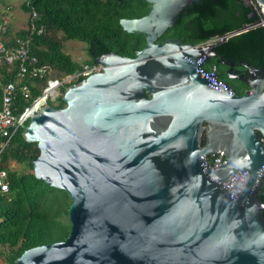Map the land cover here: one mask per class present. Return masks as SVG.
I'll list each match as a JSON object with an SVG mask.
<instances>
[{"label":"water","instance_id":"95a60500","mask_svg":"<svg viewBox=\"0 0 264 264\" xmlns=\"http://www.w3.org/2000/svg\"><path fill=\"white\" fill-rule=\"evenodd\" d=\"M146 1L147 15L120 22L145 48L97 58L103 70L22 133L40 150L36 178L69 194L72 227L17 264H264V66L238 75L226 62L239 95L201 67L225 37L159 43L195 0ZM218 152L227 162L209 170Z\"/></svg>","mask_w":264,"mask_h":264},{"label":"trees","instance_id":"16d2710c","mask_svg":"<svg viewBox=\"0 0 264 264\" xmlns=\"http://www.w3.org/2000/svg\"><path fill=\"white\" fill-rule=\"evenodd\" d=\"M23 9L30 14L37 12L38 24L45 27L44 34L34 36L33 55L41 65L51 67L58 78L75 74L84 66L65 51L68 41L86 44L89 59L85 65L91 66L96 65L97 58L112 52L135 58L146 46L144 35L128 33L120 23L124 18L147 15L150 5L146 0H28ZM262 21L263 15L255 0H195L181 12L177 25L170 28L164 38L176 36L186 43L200 45L225 37L226 40L215 47L219 58L205 68L216 65L219 78L243 95L248 87L228 76L230 66L221 59L234 62V71L243 70L246 64L264 66ZM247 26L250 28L246 29ZM26 32L19 33L18 37H24ZM237 32L240 33L235 34ZM14 75L15 70L8 72L6 67L0 68V101L1 87L12 82ZM31 88L34 98L41 95L38 87ZM57 101V107L65 106L62 96ZM50 104L55 106L53 102ZM26 106L28 103L18 93L16 112H22ZM23 131L16 134L4 152L0 167L7 169L10 182L9 193L0 192V246L10 250L3 254L6 264H17V259L29 249L65 241L72 227L69 194L36 178L32 163L39 157L40 150L36 143L24 140ZM12 161L26 165L28 171L19 173L9 169ZM259 197L264 203V177Z\"/></svg>","mask_w":264,"mask_h":264},{"label":"built area","instance_id":"2783aa9c","mask_svg":"<svg viewBox=\"0 0 264 264\" xmlns=\"http://www.w3.org/2000/svg\"><path fill=\"white\" fill-rule=\"evenodd\" d=\"M257 8L263 15V6L257 4ZM37 21L38 14L33 11L30 14V23L26 35L24 37L16 36L12 41L8 39L9 28L7 23L0 25V68L6 67L8 72L15 70L14 80L1 87L0 167L3 161V154L11 145L16 134L28 126L30 120L40 108L55 102L59 97L63 96V88L103 70V67L98 64L94 66L84 65L83 69L75 74L62 78L55 77L53 69L49 66L41 65L39 59L32 53L34 36L45 33V27L40 26ZM262 23L264 24V21ZM206 64V62L202 63L201 67L203 70L207 73L218 75L216 65H213L211 69H206ZM217 81L227 84L219 78V75ZM32 86L38 87L41 95L34 98ZM18 93H21L24 101L28 103V106L20 113L16 112ZM205 159L206 167L209 170H211L210 167L215 166V163L225 164L227 162L223 152L205 157ZM9 184L7 169H0V192L2 194L9 193Z\"/></svg>","mask_w":264,"mask_h":264},{"label":"rangeland","instance_id":"374dc122","mask_svg":"<svg viewBox=\"0 0 264 264\" xmlns=\"http://www.w3.org/2000/svg\"><path fill=\"white\" fill-rule=\"evenodd\" d=\"M7 0H5L6 2ZM24 0H8V6L4 7L5 8L12 6L13 9L11 10V15H16L19 12L23 11L21 7V3H23ZM65 51L70 54L73 59L76 62H79L83 65H85V61L88 60V55L86 52V44L79 42V41H68L66 42V48ZM55 106L58 105V101L56 100L53 102ZM9 169L18 171L19 173H24L28 171V167L23 164H19L16 161H12L9 165ZM10 250L7 247H1L0 246V264H6L5 262V257L3 254L8 253Z\"/></svg>","mask_w":264,"mask_h":264},{"label":"crops","instance_id":"0c3cea01","mask_svg":"<svg viewBox=\"0 0 264 264\" xmlns=\"http://www.w3.org/2000/svg\"><path fill=\"white\" fill-rule=\"evenodd\" d=\"M28 0H24L23 3H21L22 10L16 15H11V10L13 9L12 6H9L5 8L4 7L8 6V0L6 2H1L0 1V25L3 23H7L8 28H9V34H8V39L9 41H12L16 36H18L19 33L21 32H26L29 23H30V13L26 12L23 9V5L27 2Z\"/></svg>","mask_w":264,"mask_h":264},{"label":"flooded vegetation","instance_id":"af4514ba","mask_svg":"<svg viewBox=\"0 0 264 264\" xmlns=\"http://www.w3.org/2000/svg\"><path fill=\"white\" fill-rule=\"evenodd\" d=\"M167 34V32L163 35V37H161V39H160V41H159V43H164L166 40H180L181 41V43L183 44V45H190L191 43H186V42H184L181 38H179V37H176V36H167L166 38H164V36ZM194 45V44H193ZM178 52H183L184 50L183 49H178L177 50ZM222 60V62L224 63V64H226V62H230V61H226L224 58H222L221 59ZM234 63V62H233ZM246 65H249V64H246ZM229 71V70H228ZM246 68H244L243 70L242 69H238V70H235L234 72L235 73H237L238 75H242V74H244V73H246ZM232 80H235V81H241V80H239V79H232ZM241 82H243V81H241ZM244 83V82H243ZM245 84V83H244ZM246 85V84H245Z\"/></svg>","mask_w":264,"mask_h":264},{"label":"bare ground","instance_id":"6f19581e","mask_svg":"<svg viewBox=\"0 0 264 264\" xmlns=\"http://www.w3.org/2000/svg\"><path fill=\"white\" fill-rule=\"evenodd\" d=\"M28 29V28H27ZM27 31V30H26Z\"/></svg>","mask_w":264,"mask_h":264}]
</instances>
